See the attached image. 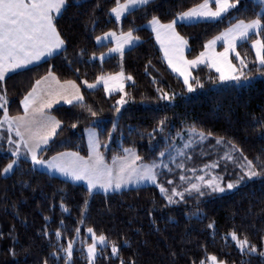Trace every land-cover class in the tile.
Returning a JSON list of instances; mask_svg holds the SVG:
<instances>
[{
	"label": "trees",
	"instance_id": "1",
	"mask_svg": "<svg viewBox=\"0 0 264 264\" xmlns=\"http://www.w3.org/2000/svg\"><path fill=\"white\" fill-rule=\"evenodd\" d=\"M114 2L68 0L67 8L56 19L65 38L64 49L10 74L0 85L7 92L9 114L16 115L22 113L19 102L23 95L51 68L61 80H75L84 101L97 111L92 116L77 104L53 108L51 114L62 125L42 155L47 158L71 149L86 156L85 129L95 127L102 145L107 144L101 151L108 162L113 154L123 155L122 147H134L145 163L163 159L168 168L160 169L159 181L168 188L181 184L187 187L179 179L181 174L194 178L209 170L222 176L225 182L235 180L237 174H243L239 167L241 152L257 164L264 161V128L256 125L264 120V72L257 70L259 64L251 45L245 42L238 48L248 66L247 80L224 83L210 79L218 74L208 67H199L194 76L199 77L203 86L197 85L190 92L164 61L153 32L146 25L153 15L167 22L178 11L201 0H152L132 10L121 22L109 12ZM258 11L259 3L240 0L237 8L220 21L178 24V31L188 41V56L193 58L203 51L204 44L229 23L251 18ZM129 27L136 30L140 39L124 52L123 63L116 55L99 60L100 53L112 44L98 45L96 36L109 30L127 31ZM121 64L125 75L131 74L133 80H127V103L118 114L113 108L119 93L106 94L102 86L89 89L83 81L92 82L101 72H119ZM158 88L174 93V98L160 99ZM161 119L165 121L163 131L157 128ZM113 121L117 123L114 130ZM192 125L205 133L211 132L210 141L204 147L185 148L183 155L173 157L180 145L179 136L188 137ZM217 137H222L223 143L217 144ZM229 141L240 151H231ZM162 150L166 152L163 158L159 156ZM229 150L234 160L225 158ZM258 156L260 161L256 160ZM10 158L11 153L0 143V169ZM211 162H216L218 169L204 168ZM180 163L185 165L184 169L177 167ZM168 179L175 184L169 185ZM85 199L88 205L82 213ZM175 199L177 203L168 204L155 184L89 194L85 185L51 175L33 167L30 159L22 158L11 174L0 175V264H43L45 259L48 264H65L60 246H66L70 239L74 242L78 236L85 238L89 227L97 234L103 232L120 249L119 257H114L110 247L104 248L95 264H119L120 257L124 264L132 260L135 264H200L204 260L206 264L209 255L228 264H264L259 251L242 254L228 235L234 230L247 236L258 249L264 248V176L245 177L224 193L199 196L192 192L185 193L184 200ZM62 202L67 211L61 208ZM210 222L214 228H208ZM57 228L61 230L59 239L55 236ZM83 247L76 245L71 264H88Z\"/></svg>",
	"mask_w": 264,
	"mask_h": 264
},
{
	"label": "snow or ice",
	"instance_id": "2",
	"mask_svg": "<svg viewBox=\"0 0 264 264\" xmlns=\"http://www.w3.org/2000/svg\"><path fill=\"white\" fill-rule=\"evenodd\" d=\"M239 2L240 0H201L200 3L194 4L191 8L178 11L167 22L161 21L155 15L148 21L156 41L160 45L164 59L172 71L183 78V83L188 91L191 92L197 85L203 86L199 77L193 76L191 71L201 64L214 68L218 73L217 77H210V79H218L225 83L235 81L237 84L242 79L247 80L248 75L242 71V68L247 65L240 52L237 51V47L241 42L248 41L253 34L256 38L251 39V46L255 50V59L259 64L257 70L264 72V38H261L264 35V0H259L260 11L255 12L251 18L236 19L234 23H229L228 27L204 44L203 51L198 55L189 59L184 54L188 41L177 31L178 21L217 20L229 13L230 10L235 9ZM148 3L149 0H115L109 12L119 22L125 14H129L137 6H146ZM67 6L68 0H0V85L5 81L7 73L25 68L41 60L42 57H51L54 53L64 49L65 38L57 27L56 19ZM135 32L136 30L132 27H129L127 31H121L119 34L109 30L100 36H96V40L99 43L102 39L111 37L112 47L108 49L107 54L116 53L122 60L125 46H131L140 39ZM217 41L223 43L222 51H216ZM230 52L236 54L240 67L229 59ZM105 55L106 53L101 52L100 59L103 60ZM92 57H96L95 52L92 53ZM126 80H133V77L131 74L125 75L121 64V71L101 72L94 81L89 82L85 79L83 83L89 89L102 84L104 92L109 95L119 93V98L114 102L113 110L120 112L121 106L127 103ZM157 91L160 92L159 98L164 100H170L175 95L159 88ZM58 101L67 104L75 102L92 116L97 115L93 106L84 101L77 82L75 80H61L51 68L45 75L36 79L31 88L23 95L19 102L23 106L22 113L10 115L6 89L4 92H0V109L3 110V115H0V128L7 127L6 139L11 153V158L7 164L0 169V175H7L14 171L19 165L21 157H23L25 160L30 159L33 167L41 166L73 181L86 182L89 194H92L95 189L107 193L110 190H121L129 184H155L168 204L177 203L175 197L184 200L185 193L190 195L192 192H196L199 196L224 193L234 189L245 177L252 179L253 177L264 176V161H260L258 156L256 160L260 163L257 164L247 156H243L241 152L243 159L239 167L243 174H237L235 180L224 182L223 177L218 174L209 175L205 173L200 176L194 175V178H188L181 174L179 179L186 182L187 187H183L181 184L168 188L159 181L160 169L168 168V164L164 163L163 159L145 163L134 147H122L123 155L113 154L111 163H109L101 151V148L107 147V144L102 145L100 135L95 127L85 129L88 141L86 156L81 155L79 151L66 149L45 158L42 153L47 150L50 140L58 134L57 130L62 125V121L49 111ZM164 123V119L158 122L157 128L160 131H163ZM256 125L264 128V120L257 121ZM72 127L75 128L76 123H73ZM116 127L117 123L113 121V130ZM13 133L15 139H13ZM188 133L189 139L184 147H188L193 139L203 140L212 135L211 132L205 133L203 130L197 129L195 125L188 128ZM110 135L111 132H109ZM149 135L151 136L152 133ZM177 135L180 133L178 132ZM2 139L5 137L0 135V140ZM216 142L217 144L223 143V138L217 137ZM228 143L231 144V151H240L233 142L229 141ZM180 154L183 155V153ZM165 155V151L159 152L161 158ZM225 158L227 160L235 159L230 152H225ZM173 162H175L174 158ZM216 166V162H211L204 165V168H215ZM177 167L184 169L185 165L180 163ZM192 171L195 173V169ZM167 183L173 185L175 181L168 179ZM87 205L88 200L85 199L84 207L81 209L82 213L86 210ZM61 208L67 211L63 202ZM47 219L48 217H45V220ZM61 223L63 222L61 221ZM80 223H83V220ZM208 228H214V223L210 222ZM76 232L79 233L80 229L76 228ZM87 232L90 234L91 242L82 241V243L87 250L88 264H94L97 254L107 247L111 248V256L119 257L120 249L115 241L109 240L103 232L97 234L92 227L87 228ZM44 234L48 235L47 231ZM228 235L242 254L251 255L259 251V254L264 256V248L258 249V246L251 243L247 236H240L234 230ZM55 236L57 239L61 237L59 228L56 229ZM125 243H127L126 240ZM60 251L65 254V264H71L72 240L70 239L66 246L61 245ZM55 254L59 255V253ZM13 255H15L14 250ZM207 259L212 264H225V261L217 260L215 255H209ZM43 264H48L47 259L43 261ZM119 264H124L122 257H120ZM130 264H135V261H130ZM200 264H205V261L201 260Z\"/></svg>",
	"mask_w": 264,
	"mask_h": 264
},
{
	"label": "rangeland",
	"instance_id": "3",
	"mask_svg": "<svg viewBox=\"0 0 264 264\" xmlns=\"http://www.w3.org/2000/svg\"><path fill=\"white\" fill-rule=\"evenodd\" d=\"M152 0H149V2H151ZM256 3H259V0H254ZM139 7H141V6H137L136 8H139ZM135 8V9H136ZM236 8H237V6H236ZM232 10H234V9H232ZM232 10H230V12L232 11ZM63 11V10H62ZM229 12V13H230ZM229 13H227V14H225V15H223V17L222 18H220V19H217V20H213V21H220L221 19H223V18H225ZM112 15V14H111ZM127 14H125V16H126ZM125 16H123L122 18H121V20L119 21V22H121L122 20H123V18L125 17ZM112 17L115 19V17H114V15H112ZM116 20V19H115ZM198 22H202V21H192V22H186V21H178L177 22V25L178 24H195V23H198ZM151 31H152V29H151V26L149 25V24H147L146 25ZM112 31H115L117 34H119L120 33V31H118V30H112ZM177 31H178V29H177ZM223 31V30H222ZM179 32V31H178ZM153 35H154V38H155V34L153 33ZM253 35H255V34H253ZM250 39H251V37H250ZM250 39L248 40V41H245V42H248L250 45H251V41H250ZM155 40H156V38H155ZM96 42H97V40H96ZM157 42V41H156ZM245 42H241L239 45H238V47H237V51H239L238 50V48H239V46L241 45V44H243V43H245ZM112 44V38L111 37H109L108 39H102V41L101 42H97V44L98 45H105V44ZM139 43V40L138 41H136L133 45H131V46H125V50H124V52L126 51V50H128V49H130V48H132V47H134L136 44H138ZM158 44V43H157ZM158 46H159V48H160V45L158 44ZM110 47H112V46H110ZM109 47V48H110ZM252 47V46H251ZM108 48V49H109ZM215 48H216V51L217 52H219V51H222L223 50V43L221 42V41H217V43H216V45H215ZM108 49L107 50H105L104 51V53H106V55H105V57H104V59L103 60H105V59H107V58H109V57H111V56H114V55H116V56H119L118 54H116V53H112V54H110V55H108L107 54V52H108ZM253 49V48H252ZM254 50V49H253ZM188 51H189V45L187 44V46H186V48H185V52H184V54H185V56L186 57H188L189 59H191L189 56H188ZM254 53H255V50H254ZM162 55H163V53H162ZM120 57V56H119ZM241 57H242V55H241ZM121 58V57H120ZM164 58V57H163ZM242 58H244V57H242ZM229 59H231L232 60V62L234 63V64H236L238 67H240V62H239V60H237L236 59V54L234 53V52H230L229 53ZM99 60H101L100 59V56H99ZM103 60H101V61H103ZM244 60H245V58H244ZM164 61L166 62V64H167V61L164 59ZM121 62L123 63V59L121 60ZM245 63H246V61H245ZM32 65H35V64H31V65H28L27 67H29V66H32ZM168 65V64H167ZM246 65H247V63H246ZM27 67H25V68H27ZM169 67V66H168ZM199 67H208L206 64H201V65H199V66H197V67H195V68H193L191 71H192V75L194 76V70L195 69H197V68H199ZM25 68H21V69H18V70H15V71H13V72H9V73H7L6 74V77L7 76H9L10 74H12V73H14V72H16V71H19V70H22V69H25ZM170 68V67H169ZM209 68V67H208ZM210 70H212V71H214L215 73H216V71H215V69L214 68H209ZM247 69H248V66H246V67H244V68H242V71H244V72H246L247 71ZM170 70H172L171 68H170ZM175 73V72H174ZM177 76H179L177 73H175ZM218 74V73H217ZM180 77V76H179ZM181 79H182V81H183V78L182 77H180ZM242 81L244 82L245 80L244 79H242L241 81H240V83H242ZM127 83H128V81L126 80L125 81V87H126V85H127ZM225 83V82H224ZM228 83H231V84H237V82H235V81H231V82H228ZM100 86H102L103 87V85L101 84V85H98L97 87H100ZM1 87V86H0ZM96 87V88H97ZM194 90V89H193ZM192 92V91H191ZM112 94H114V93H112ZM125 105V104H124ZM124 105H122L121 106V109H120V111L122 110V108L124 107ZM2 109H0V111H1ZM120 112H118V114H119ZM87 135V134H86ZM180 137V145H179V147H177L176 149H175V151H174V154L175 155H172L173 157H176V156H178V155H181L180 153H183L182 151H183V149H185V148H188V147H190V148H192V147H196V146H205V144L206 143H208L209 141H210V138L207 136L205 139H203V140H196V139H193V141L188 145V147H184V145H185V143L188 141V139H189V135H188V137H184V135L182 136H179ZM7 143V142H6ZM8 144V143H7ZM7 144H5V145H7ZM182 146V149L180 148ZM229 152H230V154L233 156V154H232V152L229 150ZM184 154V153H183ZM234 157V156H233ZM23 157H21V159H22ZM217 164V163H216ZM213 169V168H212ZM214 169H218V164H217V166L214 168ZM13 172V171H12ZM12 172H10V173H8L7 175H9V174H11ZM209 175H211V174H217V173H214V172H212V170H209ZM205 174V173H204ZM203 175V174H202ZM200 176V175H199ZM223 180H224V178H223ZM225 182V181H224ZM142 185H150L151 183H141ZM130 185H135V184H129V185H127V186H130ZM152 185H154V184H152ZM124 188V187H123ZM82 241H87V242H91V240H90V234L87 232V236L85 237V238H82V237H80V236H78L77 237V239H75V241L73 242V253H74V249L76 248V245L79 243L81 246L83 245L84 246V243H82ZM84 248V250H85V252H86V255H87V250H86V248H85V246L83 247ZM102 254V252L101 253H98L97 254V257H96V259L98 258V256L99 255H101ZM255 254H257V253H255ZM72 258H73V256H72ZM72 258H71V261H72ZM96 259H95V261H94V264H95V262H96ZM218 260V259H217ZM206 264H212V262L211 261H209V260H207V263ZM225 264H228L227 262H225Z\"/></svg>",
	"mask_w": 264,
	"mask_h": 264
},
{
	"label": "crops",
	"instance_id": "4",
	"mask_svg": "<svg viewBox=\"0 0 264 264\" xmlns=\"http://www.w3.org/2000/svg\"><path fill=\"white\" fill-rule=\"evenodd\" d=\"M58 52H60V51H58ZM57 52V53H58ZM57 53H54L53 55H55V54H57ZM49 57L48 56H45V57H42L41 58V60H39V61H37V62H34L33 64H37V63H40V62H42V61H44V60H46V59H48ZM30 67V66H29ZM80 91H81V93H82V90H81V88H80ZM0 92H3V90H2V88L0 87ZM73 104H76L75 102H73ZM61 105H72V104H67V103H65V102H63V101H58L56 104H54L53 106H52V108L49 110V111H51L53 108H55V107H57V106H61ZM22 112H23V106H22ZM59 131V129L57 130V132ZM0 135H2L3 137H5V139H2V140H0V143H2V144H7L8 142H7V139H6V137H7V135H8V132H7V127L5 126L4 128H0ZM13 135V139H15L16 137H15V134L13 133L12 134ZM55 137V136H54ZM54 137H52V139L54 138ZM51 139V140H52ZM50 140V141H51ZM7 142V143H6ZM6 146V149H7V151L8 152H10L9 151V144H7V145H5ZM109 163H111V162H109ZM39 169H41V170H44V171H47L48 173H50L51 175H55V176H58V177H61V178H64V179H66V180H69V181H72V182H76V183H81V184H83V185H85L86 187H87V184H86V182H84V181H73V180H71L70 178H67V177H64V176H62V175H60L59 173H55V172H50L49 170H47L46 168H43V167H41V166H37ZM139 186H144V185H142V184H139V185H137V184H135V185H130V186H126V187H124V188H122L121 190H124V189H129V188H134V187H139ZM93 191H97V192H104L103 190H99V189H95V190H93ZM119 191V190H118ZM108 192H113V191H108ZM107 192V193H108ZM105 193V192H104Z\"/></svg>",
	"mask_w": 264,
	"mask_h": 264
}]
</instances>
